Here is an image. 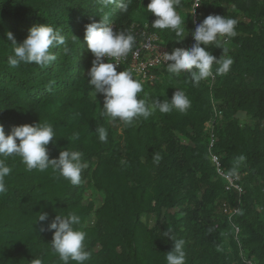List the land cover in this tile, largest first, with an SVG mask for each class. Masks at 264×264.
Masks as SVG:
<instances>
[{
	"label": "trees",
	"instance_id": "trees-1",
	"mask_svg": "<svg viewBox=\"0 0 264 264\" xmlns=\"http://www.w3.org/2000/svg\"><path fill=\"white\" fill-rule=\"evenodd\" d=\"M148 2L0 0V125L7 135L13 126L50 123L55 144L47 146L49 158L69 148L82 152L88 165L74 186L51 168L29 171L19 157L5 158L11 172L5 177L7 191L0 194V264H30L34 258L62 264L51 247L54 230L47 225L56 215L73 212L87 234L91 258L85 264H167L173 242L162 233L169 229L186 242V264H264V0H201L198 23L210 14L238 21L237 50L227 52L233 59L229 72L216 75L213 65L214 76L194 85L187 73L171 77L164 67L153 71L158 81L144 84L140 94L170 100L179 88L191 101L189 109L157 111L130 124L110 121L102 115L103 97L100 105L91 100L87 72L94 57L84 41L86 24L107 15L114 30L134 35V46L146 27L169 53L194 43L191 0H181L177 8L188 33L180 42L172 30L151 27L156 17L145 9ZM123 3H128L126 12ZM45 23L65 36L71 53L58 46L52 49L56 60L47 67H11L13 46L5 33L11 31L19 43L33 24ZM208 50L217 58L223 54L219 48ZM241 113L252 126L239 125ZM214 117L211 152L242 193L226 190L227 182L210 161L205 125ZM96 127L107 130L106 142L99 140ZM87 182L104 195L92 226H85L91 209L82 204ZM222 203L231 216L221 212ZM41 213H47V221L37 220ZM145 214L155 215L152 229L141 222Z\"/></svg>",
	"mask_w": 264,
	"mask_h": 264
},
{
	"label": "clouds",
	"instance_id": "clouds-1",
	"mask_svg": "<svg viewBox=\"0 0 264 264\" xmlns=\"http://www.w3.org/2000/svg\"><path fill=\"white\" fill-rule=\"evenodd\" d=\"M106 2L111 3L113 0ZM180 3L181 0H149L147 7H144L156 17L151 27L172 30L180 38L177 42L188 34L186 19L177 11ZM127 9L128 3L121 4V11L126 12ZM237 23L235 18L225 15L210 14L205 17L191 32L194 43L190 48H175L170 53L162 54L167 73L171 77L187 73L194 85L214 76L213 65L217 66L216 75L227 74L233 59L227 55L226 44L237 35ZM5 36L13 46V54L8 57V64L13 68L22 64L47 67L56 60L52 49L58 46H64L65 55L71 53L65 36L46 23L33 24L19 43L11 31L6 32ZM73 40L77 41L76 37ZM84 41L88 52L94 57L87 72L88 82L94 89L91 95L96 103L98 94L103 97L102 115L110 121L119 120L130 124L137 118L148 119L157 111L167 114L175 109L183 113L190 108L189 97L179 88L170 100L147 96L140 98L144 91L143 81L134 78L129 70L117 71L120 58L127 57L132 51L135 37L131 33L114 30L107 15L98 22L93 21L84 26ZM212 47L222 49L223 54L219 58L212 55L208 50ZM106 58H113L116 62H108ZM95 132L101 142L107 141L108 133L104 127H96ZM74 139H78V135ZM50 142L55 144V132L50 123L13 126L7 135L3 125H0V194L7 191L5 177L10 174L11 168L5 158L10 156L19 157L29 171L43 172L51 168L72 185L81 183V174L88 167L83 153L66 148L59 152L58 157L50 159L47 148ZM37 220L47 221V213L39 214ZM80 224L81 217L73 212L67 216L56 215L47 225L48 231L54 230L51 247L62 264H85L91 258V253L86 250L87 234L77 227ZM162 234L173 242L171 251L165 256L167 264H186L185 240L172 235L171 229ZM30 264H43V261L34 258Z\"/></svg>",
	"mask_w": 264,
	"mask_h": 264
},
{
	"label": "built area",
	"instance_id": "built-area-1",
	"mask_svg": "<svg viewBox=\"0 0 264 264\" xmlns=\"http://www.w3.org/2000/svg\"><path fill=\"white\" fill-rule=\"evenodd\" d=\"M200 6L201 0H191V16L194 29L196 27V24L198 23V11L200 9ZM145 28L146 27H144V29L140 32L142 40L133 47L132 51L127 55V57L120 58V66H118L117 71L121 67L125 66L127 70L133 73L134 78L142 80L144 84L153 85L156 81H158V77L153 71L165 67V62L163 60L162 54L169 51L166 47L160 44L157 35L146 33ZM106 59L108 60V62H116L113 58ZM217 117L221 119L220 115H218ZM215 125V117L205 125L206 130L209 132L208 152L210 153V161L219 176L227 182L226 190L234 189L237 192L242 193V190L236 184V179H232L226 176L219 158L216 155H213L211 152L214 144L213 130ZM220 208L221 212L226 216H231L233 214V211H231L224 203L221 204ZM237 233L238 230L236 229V234Z\"/></svg>",
	"mask_w": 264,
	"mask_h": 264
},
{
	"label": "rangeland",
	"instance_id": "rangeland-1",
	"mask_svg": "<svg viewBox=\"0 0 264 264\" xmlns=\"http://www.w3.org/2000/svg\"><path fill=\"white\" fill-rule=\"evenodd\" d=\"M224 9L228 12H233L231 7H224ZM226 47L228 48L229 52L235 53L237 50V46L233 41V38L227 41ZM91 100L96 105H100L102 103V96L97 95L96 100L97 103L93 100L91 95ZM239 125L241 127L246 125H253V120L250 117H247L244 113L238 115ZM181 142L187 144L188 141L185 138H180ZM104 201V195L101 192L96 191L91 183H86L84 186L82 204L83 206L91 209L90 216L85 221V226H92L95 223L94 215L97 210H99ZM141 222L144 223L149 229H152L156 226L155 215L152 214H145L141 217Z\"/></svg>",
	"mask_w": 264,
	"mask_h": 264
}]
</instances>
